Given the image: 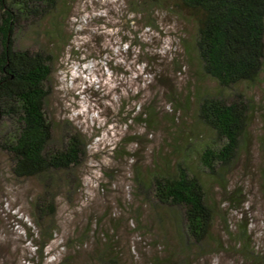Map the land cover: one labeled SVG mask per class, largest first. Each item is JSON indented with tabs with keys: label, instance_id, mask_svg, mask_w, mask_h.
<instances>
[{
	"label": "rangeland",
	"instance_id": "rangeland-1",
	"mask_svg": "<svg viewBox=\"0 0 264 264\" xmlns=\"http://www.w3.org/2000/svg\"><path fill=\"white\" fill-rule=\"evenodd\" d=\"M153 1L59 0L48 18L60 22L62 36L33 37L30 30L17 38L18 48L53 57L46 112L57 143L78 133L86 144L75 172L81 185L57 193L56 232L45 264H59L65 256L74 257L72 264H89L91 254L108 243L120 264H157L156 257L168 255L167 232L152 214L153 192L150 199L137 193L136 175L185 158L199 169L201 151L222 144L199 118L198 96L219 86L202 73L197 26L175 1L155 7ZM238 92L250 98L252 120L225 174L227 190L205 176L218 205L215 240L231 248L210 243L189 264H254L236 241L242 226L254 251H264V68L253 83L227 90ZM11 167L1 152L0 262L12 256V247L13 254L21 248L20 262L29 264L24 256L33 257L36 247L25 227H36L33 201L43 185L17 178Z\"/></svg>",
	"mask_w": 264,
	"mask_h": 264
},
{
	"label": "trees",
	"instance_id": "trees-1",
	"mask_svg": "<svg viewBox=\"0 0 264 264\" xmlns=\"http://www.w3.org/2000/svg\"><path fill=\"white\" fill-rule=\"evenodd\" d=\"M58 1L0 0V153L8 154L17 178L38 179L43 185V192L33 201L36 227H25L36 247L33 257L28 253L24 256V263L29 264L46 263L45 250L56 232L57 193L64 188L70 193L75 185H81L75 172L86 152V144L78 133L61 136L59 143L54 137L53 123L46 112L51 53L16 46L19 34L30 30L33 37L42 33L62 36L60 22L54 24L48 18L58 11ZM172 1L177 8L186 9L194 20L202 73L219 86L214 93L198 96V109L202 123L222 144H208L201 151L199 169L191 168L185 158L170 168L159 162L147 175L138 172L136 190L146 199L153 192L156 205H152V214L167 232L168 255L156 257L157 264H189L190 256L197 249L205 250L210 243L217 249L231 248L215 240L213 226L218 205L205 176L227 190L225 174L252 120L250 98L242 92L230 94L227 90L253 83L264 68V0ZM153 3L154 7L161 6L164 0ZM150 20L154 26V20ZM152 58L151 55L147 60L152 62ZM152 115L153 112L148 120ZM167 224L172 230L174 227L175 233L166 228ZM236 241L247 259L264 264V251H254L247 226H242ZM7 250L12 256L3 264H23L19 259L21 248L15 254L12 247ZM73 258L65 256L59 264H72ZM89 264H120V256L108 243L91 254Z\"/></svg>",
	"mask_w": 264,
	"mask_h": 264
}]
</instances>
